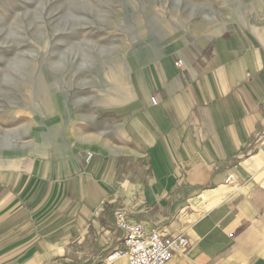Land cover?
Listing matches in <instances>:
<instances>
[{"label": "crops", "instance_id": "obj_1", "mask_svg": "<svg viewBox=\"0 0 264 264\" xmlns=\"http://www.w3.org/2000/svg\"><path fill=\"white\" fill-rule=\"evenodd\" d=\"M230 21L132 50L76 124L0 139V264H129L119 212L189 239L167 264H264V0Z\"/></svg>", "mask_w": 264, "mask_h": 264}, {"label": "rangeland", "instance_id": "obj_2", "mask_svg": "<svg viewBox=\"0 0 264 264\" xmlns=\"http://www.w3.org/2000/svg\"><path fill=\"white\" fill-rule=\"evenodd\" d=\"M241 1L0 0V139L24 145L32 123L41 138L48 117L76 124L132 50L178 29L220 33Z\"/></svg>", "mask_w": 264, "mask_h": 264}, {"label": "built area", "instance_id": "obj_3", "mask_svg": "<svg viewBox=\"0 0 264 264\" xmlns=\"http://www.w3.org/2000/svg\"><path fill=\"white\" fill-rule=\"evenodd\" d=\"M177 66L181 68L183 62L178 61ZM91 156L87 155V161ZM115 227L124 234L125 249L115 251L109 260L125 258L129 264H167L176 253L187 250L190 245L185 236L171 238L163 237L157 232H148L142 225L127 221L125 214L121 212L117 213Z\"/></svg>", "mask_w": 264, "mask_h": 264}, {"label": "bare ground", "instance_id": "obj_4", "mask_svg": "<svg viewBox=\"0 0 264 264\" xmlns=\"http://www.w3.org/2000/svg\"><path fill=\"white\" fill-rule=\"evenodd\" d=\"M226 9V8H225ZM222 11H224V10H222ZM226 13V12H225ZM216 15V14H215ZM220 17V16H219ZM232 17V16H231ZM213 18V17H212ZM224 20H230V14L228 13L226 16H224ZM215 21H217L216 19H215ZM214 22V21H213ZM215 24V27L216 28H218V27H221V26H223V24H221V23H218V21L216 22V23H214ZM163 31V30H162ZM212 31H214V30H212ZM220 31V30H219Z\"/></svg>", "mask_w": 264, "mask_h": 264}]
</instances>
